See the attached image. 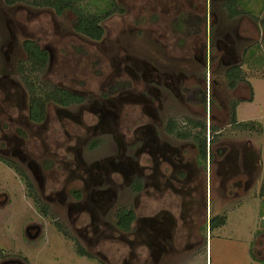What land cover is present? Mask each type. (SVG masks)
Returning a JSON list of instances; mask_svg holds the SVG:
<instances>
[{"label":"flooded vegetation","instance_id":"obj_1","mask_svg":"<svg viewBox=\"0 0 264 264\" xmlns=\"http://www.w3.org/2000/svg\"><path fill=\"white\" fill-rule=\"evenodd\" d=\"M59 1L64 5L67 0ZM200 1L194 5L191 0L194 9H189L183 3L179 6V0H145L140 4L139 27L144 38L152 36L153 48L143 47L153 54L122 56L117 59L115 77L105 74L93 84L82 80L81 68L76 70L74 84L67 76L52 82L44 78L51 89H62V102L47 96L35 106L22 75H0V161L24 180L27 194L40 200V191L48 204L67 206L77 237L86 242L77 249L83 256H94L89 248L103 238H115L127 245L121 264H201L204 253L208 264L209 239L229 220L217 201L235 199L242 187L253 183L257 153L251 137L242 140V124L248 121L239 117L240 104L254 96L243 98L241 83L253 84L245 81V59L237 57L229 24H218L213 31L215 12L211 9L217 7L216 0H202L203 10ZM240 3L242 0L223 1L229 17L238 15ZM78 7L82 9L67 6L59 11L43 4L57 16L74 12L71 33L97 44L104 37L103 20L116 10L98 13ZM121 10L120 14L125 13ZM81 12L90 16L84 20L89 29L90 18H100L101 37L81 29ZM163 15H172L169 31L161 27ZM249 22L239 30L240 38L252 36ZM10 35L11 45L12 30ZM26 39L46 50L45 66L50 68L53 50L49 41L43 45L40 36L24 38L25 60ZM220 42L229 57L222 53L217 58L222 51ZM177 45L198 67L174 64L172 54L161 49ZM255 51L252 47L247 50L250 55ZM24 59L17 61L20 74ZM225 62L231 63L225 70L230 96L223 93L221 80L213 74ZM254 126L252 121L247 125L250 131ZM130 194H134L132 204L117 205L115 221L109 219L119 197L129 200ZM40 209L48 213L46 203ZM27 226L31 236L43 229L37 221ZM6 260L0 264H27L17 257Z\"/></svg>","mask_w":264,"mask_h":264},{"label":"rangeland","instance_id":"obj_2","mask_svg":"<svg viewBox=\"0 0 264 264\" xmlns=\"http://www.w3.org/2000/svg\"><path fill=\"white\" fill-rule=\"evenodd\" d=\"M33 1L35 0H16L9 4L5 0H0V75L15 73V77H21L22 74L16 71L18 67L16 65L19 59L26 57L22 46L26 37L40 36L43 45L49 41L52 46V66L50 68L45 66L43 69L31 73L39 86L42 85L44 78L52 82V80L57 81L64 76H67L70 83L74 84L76 70L78 71L79 68L83 70H81L82 80L86 78L93 84L99 82L101 76L105 74L115 77L118 58L125 57L127 54L137 57L143 53L153 54L152 49L148 51L144 48L145 46L143 47L148 44L151 46L150 48H153L152 36L147 34L148 39L144 38L141 32L142 28L139 27L140 4H143L145 0H77L74 3L75 7L83 5L85 9L96 10L98 13L109 8L116 10L111 17L103 20L105 33L104 37L97 41V44L86 37H79L71 33V19L75 15L74 12H68L69 14L66 16H57L53 9L43 8V4ZM190 1L179 0V6L183 3L184 8L194 9ZM193 1L196 5V0ZM223 1L216 0L217 7L214 10L211 9V12H215L211 18V20L214 18L215 22L213 31L218 24H221V27L229 24L230 33L236 38L237 57L245 59L243 73L245 79L246 77L248 79L245 81L251 80L253 86L242 82L240 94L243 98H248L253 94L254 96H252L253 100L243 101L239 106V117L248 121V123L242 124L241 137L242 140L251 137L257 153V168L254 171L253 183L250 187H242L239 197L235 199L219 197L218 207L224 208V211L228 212L229 220L225 227L219 229L209 239L208 264H264V226L262 225L264 216V0H242V3L238 4L241 7L238 15L232 17H229ZM200 2L202 9V0ZM121 9H124L125 13L120 14L123 11ZM145 9L147 10V7ZM171 16L163 15L160 20L161 27H165L168 31L171 25ZM248 20L250 29L253 30L252 36L240 38L239 30H243L245 21ZM240 22H242V26L238 28L236 25ZM64 24L67 27L63 30ZM248 28L249 26L245 27L244 31H247ZM11 30L15 37L10 45L8 41L11 37ZM222 30L224 29L222 28ZM204 31L203 24L199 34L202 39ZM176 35L174 33V36ZM174 36L173 40L179 37L178 35ZM143 40L147 43H142ZM220 45L222 51L218 52L217 58L222 53L225 58L229 57L231 54L225 51L222 43ZM108 47L112 48L107 49ZM250 47L256 50L251 55L247 52ZM162 48L164 51L166 50V54L167 52L172 54V63L184 66L194 64L198 67V63L193 58H189L186 50L181 46L177 45L172 49L161 46ZM166 54L162 55L163 58L166 57ZM99 59L103 60L99 61ZM96 61L99 63L95 64ZM230 64L225 62L219 67H215L213 71V74L222 82L221 90L229 96L231 90L226 84L225 70ZM86 75L87 77H85ZM78 85L80 86V84ZM253 87L254 92L251 90ZM250 121L255 125V129L251 131L247 127ZM1 164L0 263L16 257L23 259L27 264L122 263L124 256L127 255V245L125 246L121 239L103 238L100 243L89 248L94 256H83L77 249L86 242L78 238L73 223L68 219L67 206L57 202L48 204L47 199L44 200L41 197L40 191L41 199L36 200L25 192L24 180L3 161H0ZM6 194L10 196V199L9 197L6 199ZM130 195L132 197L129 200L119 197L118 202L109 212V219L115 221L114 210L117 205H121L123 202L132 204L134 194ZM44 203L48 205V213H43L40 209ZM33 221H37L43 226L38 236H31L26 230L27 225ZM31 230L34 231L35 228ZM98 249L101 251L100 253ZM105 254H107L106 259ZM165 259L168 260V257ZM205 263L206 255L204 253L201 264ZM8 264H15V262L10 261Z\"/></svg>","mask_w":264,"mask_h":264},{"label":"trees","instance_id":"obj_3","mask_svg":"<svg viewBox=\"0 0 264 264\" xmlns=\"http://www.w3.org/2000/svg\"><path fill=\"white\" fill-rule=\"evenodd\" d=\"M5 1L9 4H12L16 0H5ZM33 2H35L37 4L39 3V4L54 5L59 11L62 10L64 7H67V6H73V8L76 10L82 9L81 7H75V4H72L73 2H71L70 0H67L64 3V5H61L59 0H35ZM232 12H234L233 9H232ZM89 17L86 16V14L84 12L80 13L79 25L81 26V29L83 31L87 32L88 34H90L91 36L95 37V38L101 37V35L103 33V26L99 22L100 18L98 16L95 17L93 15L92 17H95V19L90 18V19H92V28L91 29H89V27H84V26L88 25V20L86 23H84V20L86 18L89 19ZM24 46H25L26 51H27V60H24L21 62L20 71L22 73L23 80H24L25 84L27 85V88L31 91L32 102L33 103L35 102V106H37L38 105L37 103H41L42 97L47 98V96L50 99H55L59 102H62L63 101L62 96L59 92V90H62V89L59 86L53 87L55 89H51L52 87L48 86L46 81H43L42 85L39 86L38 83H36V80L33 79L34 77L31 76V73H34L35 71L41 70L45 67L46 60H47L46 50L42 49L36 42H33L29 39L25 40ZM229 72H233V69H231ZM45 91H46V93H45ZM35 112H36V110L34 111L33 114H35ZM120 217L121 216L119 213V218ZM129 221H130V218H129Z\"/></svg>","mask_w":264,"mask_h":264},{"label":"water","instance_id":"obj_4","mask_svg":"<svg viewBox=\"0 0 264 264\" xmlns=\"http://www.w3.org/2000/svg\"><path fill=\"white\" fill-rule=\"evenodd\" d=\"M262 225L264 226V216H263V218H262Z\"/></svg>","mask_w":264,"mask_h":264}]
</instances>
